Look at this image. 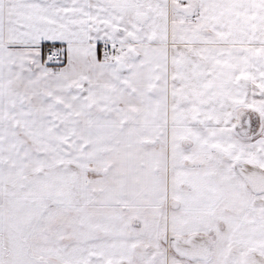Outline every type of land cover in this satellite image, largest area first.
I'll return each mask as SVG.
<instances>
[{
    "label": "snow or ice",
    "instance_id": "snow-or-ice-1",
    "mask_svg": "<svg viewBox=\"0 0 264 264\" xmlns=\"http://www.w3.org/2000/svg\"><path fill=\"white\" fill-rule=\"evenodd\" d=\"M0 264H264V0H0Z\"/></svg>",
    "mask_w": 264,
    "mask_h": 264
}]
</instances>
